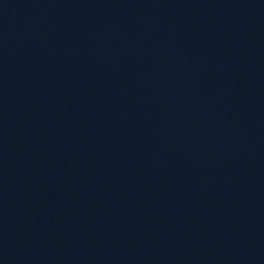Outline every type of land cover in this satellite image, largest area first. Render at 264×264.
<instances>
[{"label":"water","instance_id":"water-1","mask_svg":"<svg viewBox=\"0 0 264 264\" xmlns=\"http://www.w3.org/2000/svg\"><path fill=\"white\" fill-rule=\"evenodd\" d=\"M0 264H264V0H0Z\"/></svg>","mask_w":264,"mask_h":264}]
</instances>
